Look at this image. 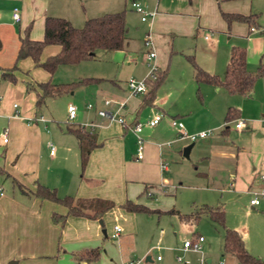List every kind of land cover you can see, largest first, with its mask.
I'll list each match as a JSON object with an SVG mask.
<instances>
[{
	"label": "crops",
	"instance_id": "0c3cea01",
	"mask_svg": "<svg viewBox=\"0 0 264 264\" xmlns=\"http://www.w3.org/2000/svg\"><path fill=\"white\" fill-rule=\"evenodd\" d=\"M143 1L153 6H149L151 9L145 6L146 8L155 11L150 19L144 21L148 23L149 29L143 41L145 46L143 62L147 64L145 54L148 46L145 45V40L149 37L155 51L153 61L157 71L167 67L165 77L158 86L151 104L139 107L149 87L143 93L131 95L125 84L127 78L120 83L119 78L94 76L101 80L78 86L87 96L85 121L73 120L76 115L75 109L73 117L67 120L65 110L63 125L56 124L55 129H47L43 124L47 119L35 113L33 91H26L23 84L24 81L29 84L44 81L42 74L39 76L40 80L26 77L19 79L20 83L0 79V133L3 128L5 129V141H2L0 134V144H2L0 174L7 178L10 186L9 193L0 195V264H125L128 262L140 264L142 256L144 261L155 260L156 264H186L184 261L176 259L174 261L173 252L188 250L181 249V246L175 249L167 248L166 250L169 251L164 253V257L161 256L158 253L162 249L160 244L145 241L142 219L138 217V212L127 211L118 205L128 199L146 206L149 202L147 198H156L158 190H161L166 182L167 164L166 168L161 167V163L164 162L162 142L141 133L143 130L151 133L166 114L157 100V94L162 83L169 77L170 68L165 66V63L172 53L178 51L176 46L178 40L188 39L190 43V38L199 37L200 30L207 29L208 33L202 36L201 47L198 49L194 46L196 61L193 60L204 71L222 77L231 46H245L243 43H232L229 39L232 36H235L234 39L246 38L253 31L248 32L247 24L244 22L233 21L227 26L220 10L242 14L256 12L251 11V0ZM76 4V0H0V45L6 33L14 35L12 26L14 23L17 24L15 39L12 36L11 56H13L18 46L19 31L29 25L28 37L39 39L42 34V21L46 15L62 17L72 26H77L79 7ZM80 5H82L80 9L83 10L84 5ZM12 7L18 9L17 21L11 18ZM130 9H132L131 5ZM100 11H103L101 14L108 12ZM115 11L120 10L109 12ZM96 13H86L82 19L101 15L98 14L99 12ZM255 24L257 28L254 31L258 30L261 33L259 29L264 28L257 22ZM222 34L227 35V40H222ZM42 48L46 57L56 52L58 46L46 44ZM124 48L114 50H124ZM187 49L190 50V46H187ZM199 50L205 56L200 55ZM245 50L246 68L249 71L250 63L247 61V49ZM123 65L132 66L130 72L135 73L136 58L127 56L123 60ZM7 67L6 64L0 63V69ZM182 69L185 76L184 85L190 81H194L197 86L201 84L207 97L215 101L210 108H207L210 116H216L220 111L225 115L228 107H234L237 109L234 120L243 118L244 121L249 122V125L245 122L246 125L243 127L246 131L234 127L237 132L234 142L227 143L224 139L221 140L222 135H220L213 137L208 148L211 147L212 155L223 158L224 161L228 159L232 161L227 178V190L233 197L231 208L234 209L232 212L237 218L231 216L232 212L229 208L224 209L218 205L224 211L226 227L235 229L241 234L244 247L250 254L264 259V200L255 207H251L248 203L249 190L257 186L258 174L264 173V118L258 116L263 111L261 116L264 117V107L262 109L259 107L256 115L249 111L248 101L239 102L226 97L225 94H234L227 92L221 86L207 82L196 83L194 70L191 68L187 70L186 65ZM142 73L133 76L129 74L128 77H140L146 72ZM262 76L255 80L247 95H235L249 100L256 81ZM209 87L215 88V95L208 93ZM72 92L73 90H70L69 94ZM104 98L126 100L122 114L127 125L139 121L145 109L151 111L145 114L146 120L156 112L162 113L155 125L144 124L141 128L140 135L143 139L141 159L135 157V134L118 121H108L97 114L98 109L106 107L103 104ZM252 100L250 98V102H253ZM262 101L264 102V98ZM13 103L15 106L12 105ZM88 103L91 107L87 106ZM172 113L169 115V123L174 129L176 128L171 124V119L180 121L185 131L195 129L190 119V112ZM38 116L45 120H35ZM88 122L96 123L97 126L86 127ZM68 123L84 126L97 143L88 153L83 166L80 165L76 138L65 130V125ZM222 131L224 133L228 131V126ZM50 139L53 142H50ZM48 142L53 146L51 154L48 153ZM45 148L47 150L45 156L49 162L41 164V151L45 152ZM199 158L205 160L207 156ZM36 182L54 188L58 196L108 199L114 202L115 206L105 211L99 218L67 214L61 222L54 221L50 217L51 213L63 215L65 207L58 202L34 196L32 191ZM151 193L153 196L149 195ZM115 225L120 231L112 236ZM150 250L157 251L154 260L151 258ZM156 256L160 258L157 259ZM224 256L228 258V264H240L233 255L224 254ZM209 262V259L205 260V263Z\"/></svg>",
	"mask_w": 264,
	"mask_h": 264
},
{
	"label": "rangeland",
	"instance_id": "374dc122",
	"mask_svg": "<svg viewBox=\"0 0 264 264\" xmlns=\"http://www.w3.org/2000/svg\"><path fill=\"white\" fill-rule=\"evenodd\" d=\"M78 1L76 0V5L79 7V10H77L79 15L77 26H82L84 22L82 18L86 13L97 14L96 12H99L98 14H101L103 11L100 10H107L108 12L124 10L128 39L124 50L98 49L95 51L93 58L73 64H58L51 74H47L41 68L33 66L28 58H24L19 62H15L16 69L13 71V83H20L19 79L26 77L40 80L39 76L41 74L43 76L42 80L48 79L54 84L67 83L91 76L115 77L119 78L120 83H122V80L129 78V74L133 76L136 73L139 75L142 72H146L145 75L148 73V65L143 62V52L145 51L143 41L149 29L148 23L140 21L139 15L130 9V2L132 0H80V4L84 5L83 10L80 9L82 5L78 4ZM136 1L147 6L149 9L153 7L143 0ZM251 11L257 13L255 17L256 22L264 28V0H251ZM16 27L17 24L14 23L12 26L14 35L6 33L0 45V63L6 64L8 67L15 61V54L11 56V49H13L12 36L14 39L16 36ZM205 33H208L207 29L200 30L199 37L190 38V43L188 39L178 40L176 44L178 51L172 53L165 63V66L170 68L169 77L160 86L157 100L166 111V114H164L162 120L154 127L151 133H146L143 130L141 134L162 142L164 150L163 159L167 164V170L165 171L166 182L162 185V189L160 187L161 190H158L156 198H147L149 202L146 203V206L151 210L148 212H138L137 215L142 219L145 241L148 240L154 244H160L162 249L160 247L161 250L158 253L161 256L164 257V253L169 251L166 250L167 248L175 249L180 247L185 239H190L193 234H200L203 236L201 247L203 258L204 260H210L209 263H205L204 261V264H218L219 261L228 264V258L221 255L223 244L222 226L214 222L205 213H200L195 221L188 220L191 214L200 210L203 206L213 207L221 205L224 209L226 207L229 208L230 212L234 211L231 208L233 197L227 190V178L232 161L231 159L224 161L223 158L212 155L211 147L209 149L208 145L213 140V137L220 135H222L220 136L222 137L221 140L224 139L227 143L234 142L237 136V132L234 129L235 120L232 119L223 123L224 113L222 111L218 112L216 116H210L207 108H210L215 101L207 97V93L201 84L197 86L194 81H190L184 85L185 80L183 77L185 76L182 73L184 65H186L187 70L189 68L193 69L187 57L188 55H192L196 61L194 46H197L198 49L201 47L203 44L202 36ZM233 37L235 36L229 39L230 42H238L243 43V46L245 45L244 48L247 49L248 53L247 61L250 63V69H248L252 73L255 72L256 66L259 63H264V31L261 33L258 30L250 32L246 38L238 36L239 38L234 39ZM221 38L222 40H227V35L222 34ZM187 46H190V50L187 49ZM199 54L205 56L200 50ZM127 56L136 58L135 73L130 72L132 66L125 67L123 65V60ZM43 58H45L44 48L41 49L38 56L39 60ZM145 75L140 77L134 76L133 78L140 79ZM78 86L76 85L71 88L73 90L71 94H69L70 90H68L59 95L45 97L43 103L35 108L36 115L41 114L47 119L43 123L47 129H55L56 124L63 125L67 103L75 107L76 115L73 120L77 122L85 121L87 117V109L85 108L87 96ZM215 91L214 87H209L208 93L215 95ZM225 95L235 101L246 103L248 101L249 111L256 113L259 107L261 109L264 107V102L262 101L264 98V76L256 81L249 100L235 94ZM250 98L253 99V102H250ZM149 112H151L149 109H145L141 113L139 121L144 122L146 120L145 114ZM172 112H190V119L195 129L186 131L188 134L196 133L197 130L202 129L210 131L209 135L204 139L196 138L193 141L189 140L186 136H181L180 132L169 123V115H172ZM261 113L258 116L264 118L261 116ZM245 122L249 125L248 120ZM225 126H228V131L224 133L222 130ZM243 130L246 131L244 128ZM182 137L184 138L180 139ZM49 141L53 142L51 139ZM186 146H190V148L188 155L184 156L182 151ZM1 147L2 144H0V150ZM44 151H41V164L49 162L45 156L47 154L46 148ZM203 156H207V158L205 160L199 158ZM0 187L3 194L9 193L10 186L8 180L1 174ZM149 195H152V193ZM183 216H187L188 218L185 219L186 217L183 218ZM231 216L237 218V215L233 212ZM149 252L151 258L154 260L157 251L150 250ZM177 255L186 264H193L199 256L191 250L177 251L173 252L174 261H176ZM140 259V264H156L155 260L153 262L144 261V256L140 257Z\"/></svg>",
	"mask_w": 264,
	"mask_h": 264
},
{
	"label": "trees",
	"instance_id": "16d2710c",
	"mask_svg": "<svg viewBox=\"0 0 264 264\" xmlns=\"http://www.w3.org/2000/svg\"><path fill=\"white\" fill-rule=\"evenodd\" d=\"M220 14L227 26L231 22H244L247 24L248 32L250 27L256 26L255 17L257 13H237L224 12ZM29 25L23 27L18 33V46L15 52L14 63L7 68L0 69V79L9 82L14 81L13 71L16 69L15 62L28 57L34 66L41 68L48 74L58 64H73L78 61L91 59L98 49H122L127 45V27L125 24L124 10L106 12L99 16L88 17L82 26H72L66 19L58 16H44L42 21V34L39 39L28 37ZM261 32L264 29H259ZM46 44L58 46L56 52L47 55L43 60L38 56L42 47ZM193 66V76L196 83L207 82L215 86H221L231 94L247 95L253 87L255 80L264 74V63L256 66L255 72H250L246 68V50L244 47L233 45L230 48L225 71L222 77L208 73L198 67L192 55L187 57ZM167 67L157 71L154 80L149 81L148 90L142 97L139 107L149 105L153 102L155 92L165 77ZM98 77H83L76 81L67 83H51L48 79L37 81L33 84L24 83L25 90H31L34 94V107H38L45 97L59 95L71 90L76 85H84L88 82L99 81ZM237 116V109L228 107L226 109L225 122ZM225 128V127H224ZM65 130L74 135L78 145L80 165H84L90 150L97 145L91 133L82 125L66 124ZM32 194L41 199H48L58 202L65 207V213L58 215L51 213L50 217L54 221H62L64 216H85L88 218H99L105 211L115 206V203L102 198H77L71 195L58 196L54 188L46 187L35 183ZM121 208L133 212H148L151 209L146 206L125 200L119 204ZM200 213L207 214L214 222L223 228L222 255L231 254L240 264H264V259L250 254L244 247L241 234L235 229L226 227L224 222V211L220 206H203L200 210L191 214L188 220L195 221ZM186 217V218H185ZM187 219V216H183Z\"/></svg>",
	"mask_w": 264,
	"mask_h": 264
},
{
	"label": "built area",
	"instance_id": "2783aa9c",
	"mask_svg": "<svg viewBox=\"0 0 264 264\" xmlns=\"http://www.w3.org/2000/svg\"><path fill=\"white\" fill-rule=\"evenodd\" d=\"M130 5L132 9L139 14V18L141 21H145L150 19L155 11L149 10L144 5H142L140 2L136 0H132L130 2ZM11 18L13 21H17L19 18L18 9L16 7L11 8ZM251 31H254V27H250ZM145 45L148 46V50L145 54V59L147 61L148 65V73L140 79H135L133 77H129L126 81V87L128 89L129 94L134 95L137 93H143L148 88L149 81H152L157 76V67L154 63V57H155V51L151 45V41L149 40V37L145 40ZM103 104L106 106L105 108H100L96 112L99 116L106 118L108 121L116 120L121 125L126 126L128 129H130L136 136V147H135V157L136 159H141L143 157V139L140 135L141 128L144 124H147L149 126L155 125L159 119L162 116L161 112H156L151 118L145 120L144 122L136 121L133 124L127 125L125 122V119L123 117L122 111L125 107L126 100H113L111 98H104ZM15 106V104H12ZM88 107H91V104H87ZM74 109L75 107L72 104H67L65 106L66 110V119L69 120L74 115ZM35 120L44 121L45 119L41 116H38L35 118ZM171 124L180 132L181 136H186L189 140L193 141L196 138H204L209 135L210 131L201 130L196 133H190L187 134L186 131L183 129L182 123L180 121H177L176 119H171ZM246 125L245 121L241 118H236L234 121V127L237 129H241ZM94 126H97L96 123L88 122L86 123V127L93 128ZM1 136L2 141H5V129L3 128L1 130ZM48 147V153L51 154L53 151V146L50 142L47 143ZM162 168H166V163H161ZM250 197L248 200V203L251 207L258 206L261 201L264 200V173H260L257 176V186L250 189ZM2 194V189L0 187V195ZM113 234L112 236L117 235V233L120 231V228L118 226L113 227ZM202 241L203 236L200 234H196L192 236L190 239H185L182 242L181 249L183 250H191L194 252L199 253V256L197 258V261L194 264H204V258L202 255ZM157 259L160 258V256H156ZM177 261H181V258L177 255L176 256ZM125 264H134L133 262H128ZM218 264H223L222 261H219Z\"/></svg>",
	"mask_w": 264,
	"mask_h": 264
},
{
	"label": "water",
	"instance_id": "95a60500",
	"mask_svg": "<svg viewBox=\"0 0 264 264\" xmlns=\"http://www.w3.org/2000/svg\"><path fill=\"white\" fill-rule=\"evenodd\" d=\"M189 148H190V146H186V147L183 148L182 153H183L184 156H187L188 155ZM148 258L149 257H146V259H148Z\"/></svg>",
	"mask_w": 264,
	"mask_h": 264
}]
</instances>
